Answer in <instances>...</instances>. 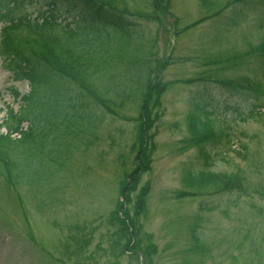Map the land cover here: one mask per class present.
<instances>
[{
    "label": "rangeland",
    "instance_id": "obj_1",
    "mask_svg": "<svg viewBox=\"0 0 264 264\" xmlns=\"http://www.w3.org/2000/svg\"><path fill=\"white\" fill-rule=\"evenodd\" d=\"M166 1L168 8L157 10V22L141 18L151 8L139 1H113L125 9L143 38H156L153 65L160 62L155 71L162 86L151 106L150 170L130 189L126 204L136 232L132 246L124 253L106 248L113 226L105 218L119 196L121 156L123 166L132 167V117L139 110L138 93L104 91L111 82L105 76L97 78L98 92L114 99L113 112H108L83 93L62 91L60 87L71 88V83L49 75L48 81L57 82L60 91L42 94L60 99V108L67 112L56 107L51 114L58 123L48 129L51 135L40 152L26 147L20 154L24 175L19 181L0 176V264H53L51 257H58V264H78L58 251L65 235L75 231L74 224H83L80 232L88 238L82 255L91 253L95 259H87L86 264H264V213L257 211L264 209V197L252 192L235 198L234 190L195 187L183 178L186 169H209L239 171L250 182L264 181V108L256 109L254 103L262 96L251 92L263 82L264 0ZM41 3L0 0V27L8 16H38L44 9ZM56 4L63 13H58L59 18L68 20L63 11L70 3L57 0ZM126 76V87L131 89ZM242 79L246 88L238 86ZM28 88L27 80L11 75L0 55V120L18 107L11 89L22 94ZM79 94L89 101L83 109L77 106ZM198 100L214 111L212 128L220 133L217 140L201 143L211 157L208 165L199 146L188 142L187 113ZM70 104L77 107L73 114L66 109ZM76 114L90 117L89 126H76ZM57 133V142L50 143ZM1 148L5 150L1 154L12 156L8 147ZM58 161L64 166L59 172ZM144 185L147 192L134 214ZM199 204L211 208L201 209ZM193 226L199 237L196 243L189 235Z\"/></svg>",
    "mask_w": 264,
    "mask_h": 264
},
{
    "label": "trees",
    "instance_id": "obj_2",
    "mask_svg": "<svg viewBox=\"0 0 264 264\" xmlns=\"http://www.w3.org/2000/svg\"><path fill=\"white\" fill-rule=\"evenodd\" d=\"M19 1L21 0H6L9 4ZM35 1L42 2L41 4L44 6V9L37 12L38 16L25 17L24 14H19L13 17L8 16L1 21L0 55L4 65L15 79L27 80L29 88L22 94L11 89L12 96L18 102V107L15 110L9 109L6 118L2 121L7 132L0 134V153L1 151L5 152L1 148L2 145L11 150L12 156L9 157L8 152L3 154L8 158L7 163L3 162L0 156V176L5 180L9 179L6 178L7 176H11L14 180L19 181L18 179L24 175L20 154L26 147L32 153L40 152L39 147L42 146L43 141L46 144L47 137L51 135L48 129L54 128L58 123L55 118H51V114L57 112L56 107L60 108V99L53 100L51 97L46 99L42 94V91H60L57 85H54L57 82L52 84L48 81L49 75H55L56 78L71 83V88L59 86L62 91L71 89V91L83 93L86 97L91 98L92 104L94 102L96 105L101 102L108 111H113L114 99L106 96L104 98L100 94L101 92H98L100 90L98 82H96L97 78L101 80L105 76L111 82V86L106 85L104 91H127L123 93L125 96L131 94L130 91H137L139 110L132 120L134 132L130 142L132 167L123 166L125 161L121 156L123 159L121 160L122 171L117 186L118 195L121 198L119 199L118 196L114 208L105 218L113 226L112 231L108 234L110 242L106 248L112 250L111 253L114 250L117 251L116 253L127 252L126 250L130 249L136 239V232H133L131 227L132 220L128 215L126 204H129L130 201V189L135 187L141 174L150 170V149L154 135V132L150 131L154 120L151 106L154 105L158 93L162 90L155 71L156 65L159 69L160 62L153 65L156 38H143L142 33L131 21V17L125 9L115 6L114 0H67L70 5L63 12L68 20L59 18L60 14L58 13H62V11L56 10L57 0ZM136 1L151 8V10H146V15L142 13L141 18L154 22L159 21L157 10L161 7L168 8L166 0ZM140 71L142 72L140 73ZM126 73H130V75L126 76ZM125 76L131 83V89L126 87L123 79ZM242 80L243 82H240L238 86L246 88L248 83H246V79L245 82L244 79ZM262 80L263 82L252 87L254 89L251 91L262 96L261 101L254 103L258 111L264 108V71ZM133 93L135 95V92ZM82 95H78L80 101L77 102V106L83 109L89 101L82 99ZM123 97L119 104L123 101ZM73 105L70 104L66 108H70L72 114L77 109ZM193 107L194 109L187 113L188 129L191 132L188 142L199 146L204 163L208 165L211 157L203 149L204 146L201 143L207 139L217 140V137H220V133L216 134L212 128L216 114L202 100L194 103ZM62 112L67 111L62 110ZM80 113H85V111H80ZM86 116L76 114L73 122L76 123V126H89L90 117L86 118ZM63 117L65 121L69 122L67 116ZM23 122L26 124L22 128L21 123ZM67 122L66 126H68ZM11 132L18 133V136L12 137ZM58 137V133L56 136L52 135L53 141L50 143H56L57 141L54 139ZM226 148H230L229 142ZM219 153L221 155L224 151L220 150ZM62 163V161H58V172L64 169ZM48 170L49 168L46 169L47 172ZM185 171L184 180L195 187L213 186L222 191L234 190L235 198L241 195L248 196L252 192L264 197V181L250 182L239 171L218 173L211 172L209 169H200L198 172H193L190 169ZM46 178L49 179L50 176H46ZM145 192H147L146 185L138 191L134 214L137 213L138 203L143 200ZM202 207L208 210L211 208L199 204V208L202 209ZM257 211L264 213L262 207H259ZM83 227V224L72 225L71 230L75 231L65 235L62 246L60 250L58 249L64 258H71L78 264H86L87 259L95 261L91 253L82 255L86 248L84 245L88 241V238L80 232ZM190 231L192 239L195 241L193 242H198L199 237L195 226L191 227ZM137 241H139L138 238ZM144 251L146 256H150L148 249H144ZM51 258L56 261L51 260L53 264H58V257ZM61 264H65L64 261Z\"/></svg>",
    "mask_w": 264,
    "mask_h": 264
}]
</instances>
